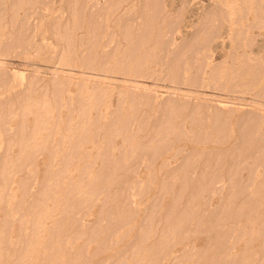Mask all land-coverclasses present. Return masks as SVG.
Returning a JSON list of instances; mask_svg holds the SVG:
<instances>
[{
  "label": "rangeland",
  "instance_id": "374dc122",
  "mask_svg": "<svg viewBox=\"0 0 264 264\" xmlns=\"http://www.w3.org/2000/svg\"><path fill=\"white\" fill-rule=\"evenodd\" d=\"M0 264H264V0H0Z\"/></svg>",
  "mask_w": 264,
  "mask_h": 264
},
{
  "label": "bare ground",
  "instance_id": "6f19581e",
  "mask_svg": "<svg viewBox=\"0 0 264 264\" xmlns=\"http://www.w3.org/2000/svg\"><path fill=\"white\" fill-rule=\"evenodd\" d=\"M161 3V2H160ZM188 27V26H187ZM256 50V49H255ZM141 165V164H140ZM124 186V185H123ZM249 186V185H248ZM259 253V252H258Z\"/></svg>",
  "mask_w": 264,
  "mask_h": 264
}]
</instances>
